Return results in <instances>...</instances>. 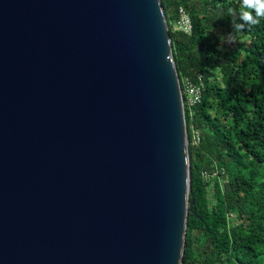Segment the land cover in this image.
Instances as JSON below:
<instances>
[{"label":"water","instance_id":"obj_1","mask_svg":"<svg viewBox=\"0 0 264 264\" xmlns=\"http://www.w3.org/2000/svg\"><path fill=\"white\" fill-rule=\"evenodd\" d=\"M192 179L162 0H0V264H182Z\"/></svg>","mask_w":264,"mask_h":264},{"label":"trees","instance_id":"obj_2","mask_svg":"<svg viewBox=\"0 0 264 264\" xmlns=\"http://www.w3.org/2000/svg\"><path fill=\"white\" fill-rule=\"evenodd\" d=\"M162 3L181 86L205 83L202 101L185 104L193 204L182 264H264V19L244 23L243 0ZM181 6L191 33L175 26Z\"/></svg>","mask_w":264,"mask_h":264},{"label":"built area","instance_id":"obj_3","mask_svg":"<svg viewBox=\"0 0 264 264\" xmlns=\"http://www.w3.org/2000/svg\"><path fill=\"white\" fill-rule=\"evenodd\" d=\"M179 13H180V16L177 19L175 26L183 30L186 33H191L193 24H192V18H191L190 13L184 6L180 7ZM204 88H205V83H204L202 74H199L197 76V79L186 77L184 79V88L182 87L184 105L186 103L188 105H195L197 103H200L203 98ZM199 140H200V137L197 131L194 142H199ZM204 175L208 176L209 173L204 172Z\"/></svg>","mask_w":264,"mask_h":264},{"label":"clouds","instance_id":"obj_4","mask_svg":"<svg viewBox=\"0 0 264 264\" xmlns=\"http://www.w3.org/2000/svg\"><path fill=\"white\" fill-rule=\"evenodd\" d=\"M245 8H248L249 11H244ZM253 10L255 16L252 15ZM240 16L246 24H258L261 19H264V0H243ZM238 27H242V25Z\"/></svg>","mask_w":264,"mask_h":264}]
</instances>
